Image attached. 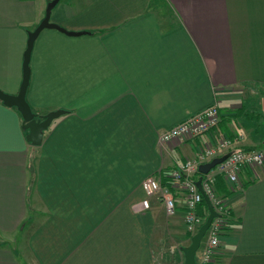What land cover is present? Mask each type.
Returning <instances> with one entry per match:
<instances>
[{
	"label": "crops",
	"instance_id": "1",
	"mask_svg": "<svg viewBox=\"0 0 264 264\" xmlns=\"http://www.w3.org/2000/svg\"><path fill=\"white\" fill-rule=\"evenodd\" d=\"M50 1L0 0L2 91L19 92L28 33ZM50 20L87 33L44 29L34 43L27 101L38 115L65 111L40 146L0 101V264H31L19 233L34 264H184L166 248L190 243L183 195L171 188L172 216L156 197L141 210L143 183L223 135L264 151V0H60ZM215 104L216 128L161 142ZM252 177L245 169L231 196L214 264H264V163Z\"/></svg>",
	"mask_w": 264,
	"mask_h": 264
},
{
	"label": "built area",
	"instance_id": "2",
	"mask_svg": "<svg viewBox=\"0 0 264 264\" xmlns=\"http://www.w3.org/2000/svg\"><path fill=\"white\" fill-rule=\"evenodd\" d=\"M220 120L219 107L215 104L163 131L160 140L162 143H168L175 139L190 140L213 130L218 126ZM231 147L230 140L224 135L220 136L210 144L199 147L195 158L178 164L168 176L170 185H163L161 176H149L143 183L146 198L139 206L141 210L150 209V199L156 197L164 203L167 214L172 216L176 213L177 204L171 188L181 192L185 204L186 229L193 236L207 217H202L198 213V206L204 197L196 182L202 176L203 191L209 197L218 215L213 219L206 232L208 240L204 245L199 264H210L213 261L220 246L221 237L232 221L230 200L235 192H242L244 189L242 172L249 169L253 175L250 179H254L257 176V169L264 163L263 150L231 149ZM225 155L228 157L208 173L201 174L199 172L201 164ZM219 177L224 179L228 191L232 192L230 196L224 197L218 194L216 183Z\"/></svg>",
	"mask_w": 264,
	"mask_h": 264
},
{
	"label": "water",
	"instance_id": "3",
	"mask_svg": "<svg viewBox=\"0 0 264 264\" xmlns=\"http://www.w3.org/2000/svg\"><path fill=\"white\" fill-rule=\"evenodd\" d=\"M59 1L60 0H51L48 3L45 17L33 31H30L28 33L27 48L24 52L23 60V78L19 92L17 94H9L0 89V101L5 106L10 108H16L18 110L23 119V127L28 131L26 134V140L36 147L41 145L45 131L50 127L51 123L55 119L63 115L65 111L54 110L45 115H38L32 110L30 104L27 101L26 95L31 76L30 60L34 43L38 38L39 34L44 29H55L62 33L72 36L87 33L68 31L60 25L51 22V11ZM227 157L228 155H225L222 157L214 158L207 163L201 164L199 166V172L201 174L208 173L211 169L216 167L218 164L222 163ZM201 180L202 176L199 177L196 182V185L204 197V201L208 208V215L204 223L199 227L198 231L191 237L189 245L181 248V251L183 252L185 257L184 264H199L196 260V253L200 248L202 240L205 237L206 232L209 229L213 219L218 215L209 197L203 191Z\"/></svg>",
	"mask_w": 264,
	"mask_h": 264
},
{
	"label": "rangeland",
	"instance_id": "4",
	"mask_svg": "<svg viewBox=\"0 0 264 264\" xmlns=\"http://www.w3.org/2000/svg\"><path fill=\"white\" fill-rule=\"evenodd\" d=\"M239 193H240V191H237V192H235L234 195H238ZM12 237H13L12 238L13 246L17 247V249L22 253V255H25L27 257V259H29L31 264H34V262L32 261V258H30L29 252L27 250L25 237L20 233L17 236L14 235ZM207 240H208V234H206L205 237L203 238L201 246L196 253V260L198 263H200V259L202 257V251L204 249V245L206 244ZM180 245H181V242L179 240L175 241V240L168 237V244L166 245V248L169 247V248H171V250L172 249L177 250V249H179ZM215 256H216V254H215ZM215 256L213 257V261L210 264H214V259L216 258ZM168 264H181V262L179 261V259H174V261L169 262Z\"/></svg>",
	"mask_w": 264,
	"mask_h": 264
},
{
	"label": "trees",
	"instance_id": "5",
	"mask_svg": "<svg viewBox=\"0 0 264 264\" xmlns=\"http://www.w3.org/2000/svg\"><path fill=\"white\" fill-rule=\"evenodd\" d=\"M156 1L157 0H153V2L154 3H156ZM27 131V130H26ZM28 132V131H27ZM164 177V176H163ZM163 177H161V178H163ZM254 180V179H253ZM253 180H250L249 182H251V181H253ZM162 183L164 184V185H170V182L168 181V177L167 176H165V179H163L162 180ZM217 184H218V181H217ZM217 186V185H216ZM247 186V184L245 183L244 184V188ZM232 194V192H229L228 191V189H227V192H226V194H222V196H224V197H228V196H230ZM207 212H208V208H207V205H206V203H205V201L203 200L202 202H201V204H199V206H198V213H199V215H201L202 217H206L207 216ZM187 239L188 240H191V234H189L188 233V235H187ZM182 253V251H181V248H179V249H177V251H175V254L177 255V253Z\"/></svg>",
	"mask_w": 264,
	"mask_h": 264
}]
</instances>
